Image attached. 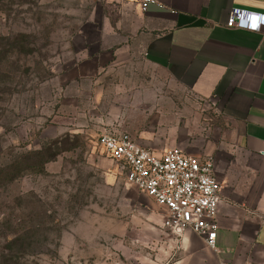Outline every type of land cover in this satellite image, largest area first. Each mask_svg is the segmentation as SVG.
Returning <instances> with one entry per match:
<instances>
[{"label":"crops","instance_id":"0c3cea01","mask_svg":"<svg viewBox=\"0 0 264 264\" xmlns=\"http://www.w3.org/2000/svg\"><path fill=\"white\" fill-rule=\"evenodd\" d=\"M85 1L78 69L108 98V126L156 155L212 159L222 185L216 250L174 234L167 264H264V26L227 27L236 10L264 15V0H156L147 11L143 0Z\"/></svg>","mask_w":264,"mask_h":264},{"label":"rangeland","instance_id":"374dc122","mask_svg":"<svg viewBox=\"0 0 264 264\" xmlns=\"http://www.w3.org/2000/svg\"><path fill=\"white\" fill-rule=\"evenodd\" d=\"M88 17L85 0H0V171L13 178L0 182V252L6 235L25 240L22 264H167L165 211L97 145L116 131L78 69Z\"/></svg>","mask_w":264,"mask_h":264},{"label":"built area","instance_id":"2783aa9c","mask_svg":"<svg viewBox=\"0 0 264 264\" xmlns=\"http://www.w3.org/2000/svg\"><path fill=\"white\" fill-rule=\"evenodd\" d=\"M160 4L143 0L142 10ZM264 15L233 11L228 28L258 31ZM97 145L126 171V180L165 211L164 226L176 235L190 230L204 238L208 248L216 250L217 217L222 185L214 172L212 159L201 160L173 147L156 155L140 146L128 134L104 131Z\"/></svg>","mask_w":264,"mask_h":264},{"label":"trees","instance_id":"16d2710c","mask_svg":"<svg viewBox=\"0 0 264 264\" xmlns=\"http://www.w3.org/2000/svg\"><path fill=\"white\" fill-rule=\"evenodd\" d=\"M46 163V162H45ZM13 178L10 176V173H4V171H0V182H12ZM6 238V246H4L3 250L0 252V264H22V260L25 256V240L21 238L11 239L8 236H4ZM8 240V241H7ZM13 244L18 246L17 252H13V248L11 247ZM20 253L22 255H20Z\"/></svg>","mask_w":264,"mask_h":264}]
</instances>
